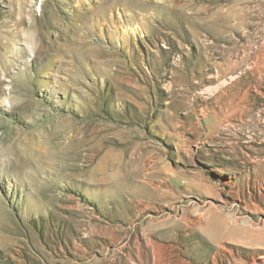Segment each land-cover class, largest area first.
Here are the masks:
<instances>
[{
  "label": "rangeland",
  "instance_id": "obj_1",
  "mask_svg": "<svg viewBox=\"0 0 264 264\" xmlns=\"http://www.w3.org/2000/svg\"><path fill=\"white\" fill-rule=\"evenodd\" d=\"M0 264H264V0H0Z\"/></svg>",
  "mask_w": 264,
  "mask_h": 264
},
{
  "label": "bare ground",
  "instance_id": "obj_2",
  "mask_svg": "<svg viewBox=\"0 0 264 264\" xmlns=\"http://www.w3.org/2000/svg\"><path fill=\"white\" fill-rule=\"evenodd\" d=\"M10 154L13 155V158L14 160L16 161H21L20 159L23 158L24 161L22 163L26 164V163H30L29 160H28V155L25 154V153H21L18 151V149H16L15 147L14 148H11V152ZM30 155V154H29Z\"/></svg>",
  "mask_w": 264,
  "mask_h": 264
}]
</instances>
